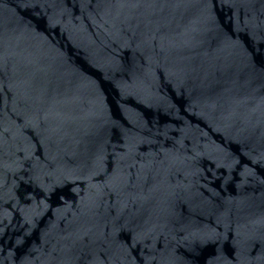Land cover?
I'll list each match as a JSON object with an SVG mask.
<instances>
[{
	"label": "water",
	"instance_id": "95a60500",
	"mask_svg": "<svg viewBox=\"0 0 264 264\" xmlns=\"http://www.w3.org/2000/svg\"><path fill=\"white\" fill-rule=\"evenodd\" d=\"M0 264H264V0H0Z\"/></svg>",
	"mask_w": 264,
	"mask_h": 264
}]
</instances>
